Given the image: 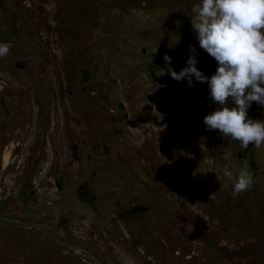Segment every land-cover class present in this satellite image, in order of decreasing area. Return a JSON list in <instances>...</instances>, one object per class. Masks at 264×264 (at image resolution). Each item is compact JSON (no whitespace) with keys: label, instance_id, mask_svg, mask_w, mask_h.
Masks as SVG:
<instances>
[{"label":"rangeland","instance_id":"374dc122","mask_svg":"<svg viewBox=\"0 0 264 264\" xmlns=\"http://www.w3.org/2000/svg\"><path fill=\"white\" fill-rule=\"evenodd\" d=\"M200 3L0 0V264H264V144L206 129V83L156 75L190 48L215 73Z\"/></svg>","mask_w":264,"mask_h":264},{"label":"clouds","instance_id":"9594fccd","mask_svg":"<svg viewBox=\"0 0 264 264\" xmlns=\"http://www.w3.org/2000/svg\"><path fill=\"white\" fill-rule=\"evenodd\" d=\"M191 20L199 46L217 62L211 76H205L197 67L195 48H190L186 66L179 72L172 68L171 58L165 54L164 68L157 76L170 74L176 81L193 78L206 83L209 98L219 105L203 117L208 131H218L224 138L239 142L246 150L250 144H264V122L248 118L253 102L264 107V0H201L194 8ZM10 53V45L0 43V58ZM234 104L235 107H229ZM245 163L235 178L233 191L239 195L251 190L254 180ZM223 175L233 179L227 168Z\"/></svg>","mask_w":264,"mask_h":264}]
</instances>
